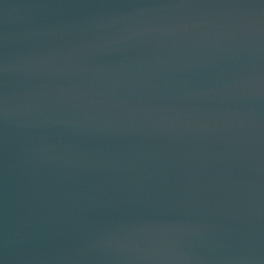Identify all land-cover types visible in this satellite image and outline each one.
<instances>
[{
    "label": "water",
    "instance_id": "obj_1",
    "mask_svg": "<svg viewBox=\"0 0 264 264\" xmlns=\"http://www.w3.org/2000/svg\"><path fill=\"white\" fill-rule=\"evenodd\" d=\"M0 264H264V0H0Z\"/></svg>",
    "mask_w": 264,
    "mask_h": 264
}]
</instances>
